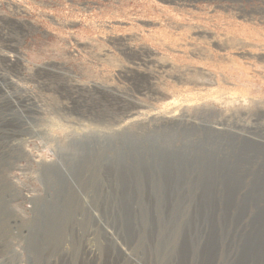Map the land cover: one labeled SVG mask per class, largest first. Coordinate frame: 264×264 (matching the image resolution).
<instances>
[{"label": "rangeland", "instance_id": "374dc122", "mask_svg": "<svg viewBox=\"0 0 264 264\" xmlns=\"http://www.w3.org/2000/svg\"><path fill=\"white\" fill-rule=\"evenodd\" d=\"M0 154L42 264H264V0H0Z\"/></svg>", "mask_w": 264, "mask_h": 264}, {"label": "bare ground", "instance_id": "6f19581e", "mask_svg": "<svg viewBox=\"0 0 264 264\" xmlns=\"http://www.w3.org/2000/svg\"><path fill=\"white\" fill-rule=\"evenodd\" d=\"M15 58L17 57L15 56ZM24 158L27 159L28 156H26L25 154H19L15 156L10 154H0V167H1L0 171H4V172L6 171V168L3 166L4 164H6V162H10L8 164H11V162H13L12 159L21 161V159ZM0 174L3 175V173L1 172ZM5 184L6 187H2V188L0 187V205L3 207V210L0 211V264H42V244L40 242L34 245L30 251L28 250L27 247L28 245L26 244V241L28 239L27 236H29V230L27 229V226L25 224L26 219L22 214L25 213V210L22 211L17 210L19 204L21 203L20 202L19 204H17L18 199L22 198L23 200H27V196L24 197L22 195L21 189L18 185L10 183L9 181H6ZM29 252H34V255L28 254ZM53 252L54 250L52 251L51 249L50 251L47 252L45 264H58L55 255L57 253H53ZM66 254L68 255L66 264H74V258L72 253L67 252ZM122 257L124 258V260L131 258L130 254L125 250L124 252H122ZM213 259L214 260L213 262L211 261L212 262L211 264H215L216 257L214 256ZM217 262H218L217 264H219V260ZM132 264H136V263L134 262Z\"/></svg>", "mask_w": 264, "mask_h": 264}]
</instances>
